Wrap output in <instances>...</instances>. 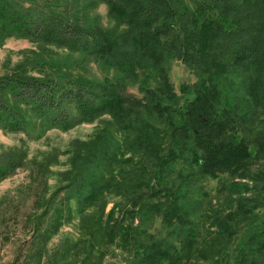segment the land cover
<instances>
[{"label":"trees","instance_id":"trees-1","mask_svg":"<svg viewBox=\"0 0 264 264\" xmlns=\"http://www.w3.org/2000/svg\"><path fill=\"white\" fill-rule=\"evenodd\" d=\"M99 4L111 24L101 21ZM10 37L38 50L35 60L0 75V130L67 131L100 119L102 127L78 149L80 165L69 181L35 201L44 207L32 215L30 257L37 264L64 225L92 214L86 234L64 244L50 263L88 264L105 242L128 253L126 264L221 260L230 242L225 231L239 228L243 212L247 238L232 246L234 264H264V169L251 172L253 161L264 159V131L250 146L239 134L252 125L250 115L236 109L235 99L229 107L222 102L224 92L241 100L242 88L253 92L264 77V0H0V47ZM49 46L64 50L63 58L45 59ZM173 60L196 77L180 93L169 76ZM97 63L115 77L86 76ZM137 158L143 169L134 186L141 191L127 193L125 215L134 217L124 224L113 218L117 204L106 212L105 194L123 187L118 171ZM25 159L22 148L0 151V183ZM220 175L232 213L217 220L209 203L196 218L201 203L192 195L200 182ZM157 218L167 227L165 237L147 229Z\"/></svg>","mask_w":264,"mask_h":264},{"label":"rangeland","instance_id":"rangeland-1","mask_svg":"<svg viewBox=\"0 0 264 264\" xmlns=\"http://www.w3.org/2000/svg\"><path fill=\"white\" fill-rule=\"evenodd\" d=\"M96 12L99 13L104 24H111L104 4H99ZM37 50L36 44L27 39L7 38L0 47V75L11 71L16 65L26 62L29 58L35 60ZM64 53V50L49 46L47 52H43V56L45 59L55 60L63 58ZM47 71L53 73L52 67L49 66ZM35 74L40 75L36 71ZM85 75L96 79L106 75L113 78L115 72L107 69L103 64L97 63L91 64L89 69L85 71ZM169 76L178 93L181 92V85L196 80L195 75L178 60L171 62ZM129 92L140 96L136 87H130ZM241 96V100L238 101V98H235L230 92H224L222 102L224 106L229 107L233 106L236 101L240 104V108L236 109L245 115H250L249 121H252L249 123L252 125L240 129L239 134L245 136L246 140H249L250 146H252L258 131H264V77L256 85L253 92L244 91L242 88ZM104 118L109 117L104 115L102 119ZM100 124L101 119L91 123L78 124L67 131H60L59 129L40 131L38 128L32 127H29L27 132L18 133L0 130V151L10 148H22L26 151V159L22 166L12 176L0 183V264H37L30 257L35 247L33 228L36 227L32 215H40L44 207L36 205L35 201H38L41 197L48 198L56 189L64 186L69 181V175L80 165V159L76 156L78 149H84L90 145L97 134L100 133L102 128ZM128 156L129 153L126 152L123 158ZM52 158L54 159L52 160ZM136 161L135 164H125L122 172L118 171L117 175L122 178L123 187L112 190L109 197L105 194L108 200L106 212L112 208L114 203L117 204L113 218L123 219L124 224H130V217H134V214L125 215L126 210H131V208L125 206L127 205L126 195L131 193L137 195L141 191L137 189V185L134 186L141 178L138 172L143 169L142 165L138 164V158ZM251 165V172L263 171L264 159L255 160ZM183 168L184 165H177L178 172L184 174ZM225 178V175H220L216 179H206L199 183V190L195 195H192L193 200L201 203L196 218L201 217L200 215L205 212L209 203L213 207L210 212L217 220H222L232 213L233 208L224 199L223 181ZM252 190L254 191V188ZM121 195H124V197ZM71 205L76 209L77 203L75 200H72ZM258 211L256 210L255 213ZM260 211H264V208ZM245 213L247 212H243L238 219L239 228L235 230L228 228L225 231V236L230 242L228 250L222 255L221 260L216 258L215 260L202 261L197 257L189 264H234L233 254L231 253L232 246L245 241L247 238V236L243 237V229L248 220ZM94 218L92 214V217L87 221L91 224ZM87 221H85V217H75L71 223L64 225L57 235L48 241L44 256L38 264H54L50 263L51 258L55 262L54 257H58L57 251L63 248L64 244L71 243L79 236L86 234ZM160 223V218H157L146 225L149 233H157L161 238L166 236L168 230L166 226ZM36 246L38 247V245ZM98 249H101V254L98 253L99 250H95L91 256L92 258L87 259L88 264L91 262L92 264H126L129 259L126 251L108 242L99 245ZM79 262L80 260L77 263H72L79 264Z\"/></svg>","mask_w":264,"mask_h":264}]
</instances>
